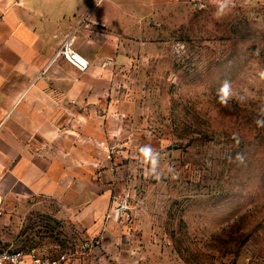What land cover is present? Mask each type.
Returning a JSON list of instances; mask_svg holds the SVG:
<instances>
[{"label": "rangeland", "instance_id": "rangeland-1", "mask_svg": "<svg viewBox=\"0 0 264 264\" xmlns=\"http://www.w3.org/2000/svg\"><path fill=\"white\" fill-rule=\"evenodd\" d=\"M107 1L74 38L102 76L94 107L37 143L85 167L73 173L95 215H23L0 248L45 246L61 264H264V0L219 15L217 0Z\"/></svg>", "mask_w": 264, "mask_h": 264}, {"label": "crops", "instance_id": "crops-1", "mask_svg": "<svg viewBox=\"0 0 264 264\" xmlns=\"http://www.w3.org/2000/svg\"><path fill=\"white\" fill-rule=\"evenodd\" d=\"M109 3L0 0V235L23 215L52 207L58 216L95 215V193L73 173L85 167L68 155V162L63 154L49 156L37 143L53 136L49 126L75 124L80 110L94 107L90 94L97 86L89 80L102 76L87 43L75 45L92 64L86 71L57 51L68 36L78 40L85 18L95 26L103 22Z\"/></svg>", "mask_w": 264, "mask_h": 264}, {"label": "built area", "instance_id": "built-area-1", "mask_svg": "<svg viewBox=\"0 0 264 264\" xmlns=\"http://www.w3.org/2000/svg\"><path fill=\"white\" fill-rule=\"evenodd\" d=\"M57 56L64 57L80 71L90 68V61L77 50L72 36L64 40ZM61 261L59 256L45 246L31 245L15 250L0 248V264H61Z\"/></svg>", "mask_w": 264, "mask_h": 264}, {"label": "clouds", "instance_id": "clouds-1", "mask_svg": "<svg viewBox=\"0 0 264 264\" xmlns=\"http://www.w3.org/2000/svg\"><path fill=\"white\" fill-rule=\"evenodd\" d=\"M217 2L219 4L217 14L219 15L222 14L225 11V9L228 7L230 0H217ZM185 49H186V45L180 42H177L176 46L174 47V51H178V52ZM217 95H218L219 103H221L222 105L228 104L230 98L232 97L231 84L229 81L222 82L221 86L217 90ZM261 115H264V108H261ZM256 123L258 126L264 127V119H258L256 120ZM145 155H148L147 149H145ZM236 160L243 163L244 161L243 154L238 153L236 156ZM153 171H155L154 168ZM156 178L159 179V175H157Z\"/></svg>", "mask_w": 264, "mask_h": 264}]
</instances>
